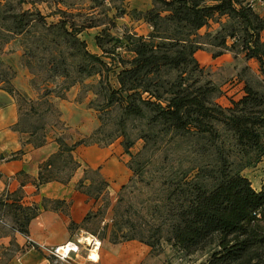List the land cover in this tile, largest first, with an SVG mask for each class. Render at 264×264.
Returning <instances> with one entry per match:
<instances>
[{
	"label": "trees",
	"instance_id": "1",
	"mask_svg": "<svg viewBox=\"0 0 264 264\" xmlns=\"http://www.w3.org/2000/svg\"><path fill=\"white\" fill-rule=\"evenodd\" d=\"M90 1L103 4L114 0ZM149 1L151 9L143 12L142 18L151 32L146 37L125 33L122 41L114 42L115 45H123L129 55L128 59L119 57L117 89L107 84L103 87L102 75L110 72L109 65L102 58L89 53L86 43L77 38L83 31L82 28L93 26L77 27L68 22L70 17L62 11L61 21L51 26L44 23L39 13H23L10 19L13 23L8 31L13 30L18 35L22 32L24 22L26 26L33 21L38 26L43 25L48 34L58 30L65 45H69L72 50L70 57L79 58L81 61L76 69L77 74L83 76L80 80L71 79L66 61L61 57L49 61L52 75L47 81L63 79V85L59 91L57 87L43 88L38 100L48 104L45 115L53 111L56 115L55 123L64 129L60 122V112L51 102H47L48 98L53 96L64 100L71 88L76 85L83 86L88 78L99 76V86L94 95L98 97L105 92L103 99L106 100L107 107L118 106L121 113L118 123L121 133L127 123L147 120L149 125L160 127L161 133L177 138L191 135L209 136L212 139L215 136L214 124L218 122L223 123L237 136L239 145H244L245 142H255V145H258L260 135L256 128L264 127V95L246 87L245 97L237 103L233 102L232 109L225 110L214 103L218 90L211 81L203 80L206 74L195 55L204 50L205 44L201 41L205 38H212L215 41L212 47L220 50L213 55L214 59L226 51H236L237 45L241 43L238 50L245 54L247 60H255L258 63L264 81V43L261 40L264 19L245 0ZM35 2L36 0H18L19 5H34ZM224 18H227L228 23H220ZM214 20L220 23L221 29L214 35L208 32L200 35L202 29L210 30ZM229 28L231 30L227 32ZM238 30L242 37H238ZM113 41L109 35L96 38V45L104 58L115 57L117 47H107ZM228 41L232 42L230 47L227 45ZM26 68L31 70L29 65H26ZM9 71V67H0V86L8 85L4 89L0 87V90L11 95L15 92L11 81L16 72L8 79L6 72ZM171 73H175L176 77L171 78ZM47 81L42 84L49 85ZM32 84L36 86L33 81ZM84 96L81 101L85 99ZM87 106L90 108L89 104ZM21 111L19 108V112ZM255 114L259 116L257 121L253 119ZM21 122L20 120L16 131L28 134V142L34 148L42 147L46 143L47 122L43 127L32 126L26 129H21ZM39 131L42 135L39 142L35 143V136ZM66 139L70 140L71 136L67 135ZM142 139L146 143L148 136L144 135ZM67 140L57 138L58 151L39 165L38 177L33 183L36 188L52 182L69 183L80 168L73 155L75 150L81 146H100L91 140V136L77 139L70 145L66 143ZM132 147V144L124 145L126 154L130 155ZM64 168L68 169L67 173H63ZM90 171L98 175L103 188L101 192L106 191L108 183L101 177L99 170ZM220 176L222 181L213 191L206 193L193 187L192 194L182 203L175 207L170 205L172 223L166 243L186 256L211 248L213 253L209 264H264V185L261 191L257 192L246 178L239 175L229 176L225 161ZM85 181L83 179L77 185L82 192ZM184 194L183 190L179 192L181 197ZM54 202L60 206L64 205V202ZM42 209L47 208L25 203L21 190L1 195L0 212L11 214L15 225L7 227V233H0V239L16 233L26 237L31 221ZM89 217L84 219L82 227ZM72 227L75 225H71ZM118 236H113L111 244L137 241L153 249L152 244L142 238H136V235Z\"/></svg>",
	"mask_w": 264,
	"mask_h": 264
},
{
	"label": "rangeland",
	"instance_id": "2",
	"mask_svg": "<svg viewBox=\"0 0 264 264\" xmlns=\"http://www.w3.org/2000/svg\"><path fill=\"white\" fill-rule=\"evenodd\" d=\"M149 9H151L149 0H114L103 2V4L92 3L90 0H36L34 5H19L18 0H0V67L10 68V71L6 72L8 79L12 73L16 72L15 78L20 73L21 78L27 79V84L33 92L32 97L29 98L22 91L15 90L13 86L15 78L11 81L15 92L10 96L22 110L19 113L22 121L21 129L32 126L43 127L47 122L46 137L51 135L67 140V135H70L74 136L72 138L74 142L91 136V140L99 144V147H109L113 152L117 151V158L121 156L126 159L125 166L129 172V179L123 186L117 187L112 196L108 189L101 192L103 188L96 173L91 172L90 169L84 171L83 179L86 181L84 193L81 192L88 196L89 200L94 201L95 205H99L97 211L87 214L90 217L84 224L87 232L85 237L93 236L98 240L111 243L115 235H136V238H142L145 242L152 244L153 257L163 255L164 264H209L213 253L211 248L186 256L166 243L172 223L169 214L170 205L175 207L182 203L192 194L193 187L200 188L206 193L213 191L222 181L220 171L224 161L229 176L239 175L246 178L255 191H261L264 185V127L256 128L260 135L258 145H255V142L239 145L237 136L223 123L218 122L214 124L215 136L212 139L209 136L191 135L177 138L161 133L160 127L149 125L147 120L127 123L121 133L118 126L120 110L118 106L107 107V102L103 99L105 92L98 97L94 95L100 80L99 76H94L85 80L83 86L76 85L70 91L77 92L75 101L78 102L84 95L86 96L84 97L90 108L86 105L87 107L80 111V114L82 113L84 117L89 116L90 122L96 123V126L88 136L81 137L77 131L71 133L72 135L68 134L65 128L55 123L56 115L53 111L45 115L44 111L48 104L38 99L44 87L52 89L57 87L59 91L63 85V79L47 81L52 75L51 65H48L52 58L64 59L71 79L77 80L83 78L76 72L81 61L79 58L70 57L72 50L69 45H65L63 36L56 29L48 34L47 28L43 25L38 26L33 21L29 26H26L24 22L20 35L15 34L13 30L8 31L13 23L10 19L14 15L23 13H39L44 23L51 26L61 21L60 11H62L70 17L68 22L74 23L77 27L93 26V28H82L83 31L77 38L86 43L89 53L97 55L109 65L110 72L102 75L103 87L107 84L117 89L116 78L120 71L119 57L128 59L129 55L125 52L123 45L120 43L115 45L114 42L122 41L125 33L146 37L151 29L142 17L143 12ZM220 23H228L227 18L222 19ZM220 23L214 20L210 30H203L200 35L207 32L216 34L221 29ZM230 30L229 28L227 32ZM237 34L238 37H242L239 30ZM103 35H109L114 39L107 46L117 47L114 58H104L102 51L96 45V38ZM201 42L205 44L203 51L208 52L212 57L220 51L212 47V44H215L212 38H205ZM231 44L232 42L228 41L229 47ZM237 46L240 49L241 43ZM238 49L234 52L226 51L223 54H229L224 59L227 63L225 66L228 65L229 68L220 65L214 66V68L218 67V70H212L213 66L204 68L206 78L203 80L211 81L218 90L213 101L225 110L232 109L233 102L237 103L245 97L246 87L264 95V81L258 63L255 60H247L245 54ZM250 61H254V64L249 63ZM26 65H29L31 70L27 69ZM170 77L174 78L176 74L171 73ZM32 81L37 87L32 84ZM44 81H47L49 85L44 86L42 84ZM0 87L4 89L8 85L2 84ZM55 99L51 96L47 102H51L55 107L53 103ZM3 103L4 99L0 97V104ZM35 110L38 112L33 113ZM258 117L255 114L254 121H257ZM41 135V131L36 134L35 143L39 142ZM144 135L148 136L146 143L142 139ZM66 143L71 144L69 141ZM127 144L133 145L130 155L126 154L124 149V145ZM67 172L68 169L64 168L63 173ZM21 179L26 178L21 177ZM181 190L185 191L182 197L179 195ZM42 205L47 209L54 207L65 209V205L60 206L54 201L44 200ZM19 219H21L20 214ZM14 225L11 214L6 215L0 212L1 234L7 233V227ZM83 251L88 257L89 250ZM7 255L0 252V257L8 259ZM4 261L3 258L0 264Z\"/></svg>",
	"mask_w": 264,
	"mask_h": 264
},
{
	"label": "crops",
	"instance_id": "3",
	"mask_svg": "<svg viewBox=\"0 0 264 264\" xmlns=\"http://www.w3.org/2000/svg\"><path fill=\"white\" fill-rule=\"evenodd\" d=\"M255 11L264 18V7L256 6ZM203 30L205 29L201 32ZM261 40L264 43V31L261 33ZM228 55L214 59L208 52L199 51L195 57L203 68L208 69L213 66L212 70H218V67L214 68V66H225L227 63L224 59ZM229 67L225 66V68ZM22 74L25 75V72L22 71ZM13 86L15 90L22 91L29 98L32 97L33 92L27 84V79L21 78L20 73L15 78ZM72 92L73 90L69 91L66 99H55L53 103L60 112V121L65 123L63 126L68 134L77 131L81 137L88 136L93 132L96 123H91L89 116L84 117L82 113L80 114V111L87 107V99L81 102L75 101L77 92L73 94ZM0 97L4 99V103L0 104V196L21 190L27 204L41 206L42 202L47 200L64 202L65 205L64 210L42 209L31 221L26 237L16 233L0 239V252L8 254V259L0 257V262L4 258L3 264H164L163 255L153 257L151 249L137 241L111 244L106 240H100L99 251L98 253L95 251L98 261L90 260L93 250L87 258L86 252L82 249L72 255L68 262L54 263L47 257L42 251L43 247H56L69 241L82 243L85 238H89L93 243L91 236L85 237L87 232L82 227V223L87 214L98 210L99 205L89 200L77 185L83 179L86 169L93 171L99 169L101 177L108 183V191L112 196L117 187L123 186L129 179V172L125 166L126 159L121 156L117 158V151L113 152L109 147L81 146L73 154L80 168L69 183L52 182L36 188L33 183L38 177L39 165L58 151L56 143L58 137L47 136L46 143L42 147L34 148L28 142V134L16 131L20 121L17 103L9 94L1 90ZM72 138L74 136L67 141L72 143ZM21 177L26 179L23 180ZM71 225L75 227L71 228ZM27 239L35 248L27 246ZM85 243L92 246L91 243Z\"/></svg>",
	"mask_w": 264,
	"mask_h": 264
},
{
	"label": "built area",
	"instance_id": "4",
	"mask_svg": "<svg viewBox=\"0 0 264 264\" xmlns=\"http://www.w3.org/2000/svg\"><path fill=\"white\" fill-rule=\"evenodd\" d=\"M245 1L248 2L249 5L254 9L256 8V6L264 7V0H248V1L245 0ZM91 239L93 242L92 246L87 245V243H84V241H82V243L80 241H77V242L69 241L63 245L56 246V247H49V248L43 247L42 251L54 263L68 262L70 261L71 256L80 252L81 249L87 250V251L89 250L88 251L89 254L92 250H95L98 252L100 245H101V241L93 236H91ZM27 246L31 248H35L34 246H32L29 239H27ZM87 258H89V255Z\"/></svg>",
	"mask_w": 264,
	"mask_h": 264
},
{
	"label": "bare ground",
	"instance_id": "5",
	"mask_svg": "<svg viewBox=\"0 0 264 264\" xmlns=\"http://www.w3.org/2000/svg\"><path fill=\"white\" fill-rule=\"evenodd\" d=\"M85 242H88L89 244L91 243V240L88 238V239H84ZM84 242V243H85ZM92 244V243H91ZM99 245V244H98ZM90 260L91 261H98V255L96 254L95 250L92 251L91 253V256H90Z\"/></svg>",
	"mask_w": 264,
	"mask_h": 264
}]
</instances>
